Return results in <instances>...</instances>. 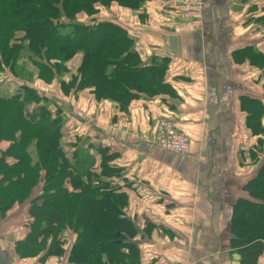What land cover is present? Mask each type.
I'll return each instance as SVG.
<instances>
[{
    "label": "crops",
    "instance_id": "obj_1",
    "mask_svg": "<svg viewBox=\"0 0 264 264\" xmlns=\"http://www.w3.org/2000/svg\"><path fill=\"white\" fill-rule=\"evenodd\" d=\"M170 4L145 0L138 9L113 4L100 16L115 15L125 25L143 64L169 58L167 82L175 93L134 99L125 110L115 101L95 99L89 89L73 88L63 96L55 84L54 98L66 118L61 145L66 153L70 146L83 154L79 146L87 142L85 154L94 156L96 173L105 164L118 170L107 180L128 196L124 212L139 229L144 264H240L230 247L233 208L249 198L245 185L264 163V135L248 126L250 107L244 101L259 100L264 109V68L244 49L264 53V0H205L198 29L178 18ZM82 58L77 53L67 62L61 80L77 73ZM158 114L187 135L189 154L151 142ZM98 146L107 149L105 156ZM32 221L28 203L0 215L8 264H67L74 234L65 236V256H19L16 244ZM258 264H264V254Z\"/></svg>",
    "mask_w": 264,
    "mask_h": 264
},
{
    "label": "trees",
    "instance_id": "obj_2",
    "mask_svg": "<svg viewBox=\"0 0 264 264\" xmlns=\"http://www.w3.org/2000/svg\"><path fill=\"white\" fill-rule=\"evenodd\" d=\"M144 1L0 0V73L19 76L15 69L26 57L46 86L66 74L67 62L82 53L77 73L60 80L63 96L73 88L89 89L95 99L115 101L126 110L134 99L174 94L167 82L169 58L143 64L125 25L100 16L113 4L138 9ZM244 52L264 68V53ZM48 100L25 84L14 93L0 88V215L28 203L33 217L16 244L19 256H65V236L74 234L67 264H144L136 241L139 229L124 212L128 196L107 180L118 170L104 163L96 173L93 155L74 151L69 156L61 145V108L56 99L47 106ZM244 101L250 107L248 126L264 135L262 103ZM96 149L106 155V148ZM245 191L249 198H240L233 208L230 247L239 253L240 264H258L264 254V163Z\"/></svg>",
    "mask_w": 264,
    "mask_h": 264
},
{
    "label": "built area",
    "instance_id": "obj_3",
    "mask_svg": "<svg viewBox=\"0 0 264 264\" xmlns=\"http://www.w3.org/2000/svg\"><path fill=\"white\" fill-rule=\"evenodd\" d=\"M204 2L205 0H171L170 5L178 18L189 22L192 28L198 29L202 23ZM151 142L161 149L176 154L187 155L190 152L187 135L164 114H158L156 118Z\"/></svg>",
    "mask_w": 264,
    "mask_h": 264
},
{
    "label": "rangeland",
    "instance_id": "obj_4",
    "mask_svg": "<svg viewBox=\"0 0 264 264\" xmlns=\"http://www.w3.org/2000/svg\"><path fill=\"white\" fill-rule=\"evenodd\" d=\"M173 11H174V9H173ZM104 16H102V19L109 18V19L116 21V18H114L115 15L114 16L104 15ZM80 18H82V16ZM83 20L84 21L86 20L85 22H87L90 19L84 18ZM114 37H115L114 35H111L110 38L113 39ZM100 38L101 37L96 38L95 41L88 39V40H86L85 43L87 46H91V42L93 41L95 49H96L98 41L100 40ZM23 60L24 61L18 63V65L15 69L16 73L19 74V76L15 77L14 74H12L9 71H5L4 73H0V88H2L5 91H10V92L14 93L16 91H19L23 84H25L27 86H31L32 88L38 89V91L40 92V95H42V96L45 95V96H47L48 99H50V101L48 100V102H47V106H53L52 100L59 98V97L54 98V97H56L54 94L57 93V89H58V87L55 84L59 85V81L61 80V78L60 77L55 78L54 80L51 81L50 85H46V87H43L41 85V83L39 82L38 77H37L38 73H39L38 68L33 66L31 61L28 60L26 57H23ZM75 62H72L71 64H73ZM58 101H59V99H58ZM52 110H53V112H55L54 108H52ZM63 121L64 122L66 121L65 117L63 118ZM79 147H81L79 149V151H81L83 153L88 152L87 142H83ZM71 148L72 147H70V146H65V149L67 150V153L69 156H71V153H72Z\"/></svg>",
    "mask_w": 264,
    "mask_h": 264
},
{
    "label": "water",
    "instance_id": "obj_5",
    "mask_svg": "<svg viewBox=\"0 0 264 264\" xmlns=\"http://www.w3.org/2000/svg\"><path fill=\"white\" fill-rule=\"evenodd\" d=\"M0 264H8V260L2 252L1 245H0Z\"/></svg>",
    "mask_w": 264,
    "mask_h": 264
}]
</instances>
